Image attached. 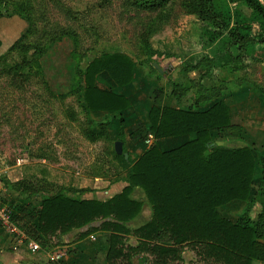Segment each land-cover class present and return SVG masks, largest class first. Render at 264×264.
Masks as SVG:
<instances>
[{"label":"trees","instance_id":"trees-1","mask_svg":"<svg viewBox=\"0 0 264 264\" xmlns=\"http://www.w3.org/2000/svg\"><path fill=\"white\" fill-rule=\"evenodd\" d=\"M170 1L134 0L133 4L139 10L158 12ZM233 5L238 7L231 12ZM182 7L187 15L212 29L213 42L220 40L214 57L206 55L193 65L186 64L185 72L206 67L203 79L218 67L241 72L248 61H261L250 51L256 46L264 51V4L260 0H183ZM12 13L29 23L28 35L35 34L37 22L31 2H17ZM14 23L12 32L18 34L23 24L18 19ZM64 37L76 44L72 58L77 63L74 85L59 98L64 101L77 98L86 120L82 134L90 143L110 138L109 117L120 118L122 134L127 121L125 114L133 102L116 89L133 84L137 65H149L158 74L153 64L161 66L158 57L166 56L147 43V58L140 64L124 53H107L84 66L85 55L77 50V35L63 31L45 44L39 39L4 47L0 39V75L17 81L31 78L34 68L35 75L39 74L48 46ZM15 53L19 60L10 63ZM101 80L109 86L104 88ZM191 82L187 87L174 82L170 86L176 99L196 91L195 103L187 109L163 106L157 103L160 91H155L148 127L140 122L133 126V142L144 143L153 134L156 143L152 147L134 159L131 155L128 159L124 154L118 155L115 149L111 152L121 178L107 180L112 183L123 180L128 184L120 194L105 201L86 200L83 195L88 189L43 185L26 179L3 180L9 193L0 203L8 207L12 221L43 249L54 248L55 254L63 251L61 238L74 231L86 229L77 239L97 232L107 233L104 264H185L187 251L192 253L193 264H264V153L257 154L254 145L236 148L219 145V136H228L235 129L230 107L225 100L218 99L201 111L199 106L208 99L209 91L201 82ZM254 90L264 106V88L255 85ZM95 114H103L104 120L97 121ZM68 117L73 121L78 119L74 112H68ZM180 137L193 138L176 148L161 147V141ZM118 140L124 144L121 136ZM258 166L262 176L257 178ZM136 189L144 191L153 216L145 225L131 228L130 223L144 209V202L134 197ZM233 202L245 205L235 220L220 212L223 206ZM257 205L261 210L254 215Z\"/></svg>","mask_w":264,"mask_h":264},{"label":"rangeland","instance_id":"rangeland-1","mask_svg":"<svg viewBox=\"0 0 264 264\" xmlns=\"http://www.w3.org/2000/svg\"><path fill=\"white\" fill-rule=\"evenodd\" d=\"M19 1H29L32 4L37 22L32 36L26 33L29 23L12 13L14 4ZM133 1L0 0V39L4 47H10L19 41L34 42L39 39L45 44L54 34L74 32L79 44L77 50L85 55L82 62L84 66L107 53H124L140 64L147 58L145 46L148 43L153 50L166 56L163 59L158 57L159 60H166L169 66H172V62L175 63L172 69L178 75L175 79H168L166 73L163 74L155 67L157 63L153 66L158 74L149 65H139L138 81L140 89L145 87V90L140 91L139 99L136 98V86L130 93L135 97L137 108L144 96L149 97L151 105L155 103L154 92L160 89L162 92H158L159 104L163 99H168L165 93L172 89L171 82L180 81L185 87L192 84L184 71L185 65H193L206 55L214 57L220 40L213 42L212 29L185 13L183 0H171L165 9L158 12L139 10ZM237 7L233 5L231 12ZM244 13L247 14L248 11ZM15 18L23 24L18 34L12 32ZM254 49L256 50L252 47L250 51L257 57L253 53ZM74 50L76 44L73 39L64 37L48 46L47 53L41 59L42 72L39 74L35 75L34 68L31 78H19L17 81L10 76L0 75V199L9 193L3 180L16 182L26 179L43 185L79 189L90 184V181H113L121 178L118 163L111 153L116 142H121L118 140L120 136L125 143L123 152L133 159L138 155L135 151L132 153L133 140L127 132L129 129H124L121 134L120 118L114 120L109 117V121H114L110 126V138L93 144L82 134L86 120L77 98L70 97L65 101L59 98L60 95L69 93L74 85L73 75L77 63L72 58ZM258 58L261 61H248L246 69L241 72L229 67H218L200 79L204 71H207L203 67L195 71L196 77L193 80L202 84L205 79L207 86H202L209 91L208 99L200 104L199 109H205L216 100L227 99L236 93V128L228 135L229 138L236 137V142L221 145H254L257 154H260L264 153V111H258L262 105L259 104L254 86L264 88V57ZM18 60V54L15 53L9 62ZM166 85L169 89H164ZM197 95L196 91H192L191 95L176 101L180 107L185 102L191 105L195 103ZM238 95L244 99L240 100ZM68 112H74L78 116L77 121L71 120ZM135 116L144 127L148 124L143 107ZM112 133L117 134V139ZM250 137L254 138V143L248 140ZM192 138L189 137L188 140ZM18 158L24 160L21 166L17 165ZM260 176L262 174L258 166L256 177ZM11 194L12 197H17L14 193ZM229 207L230 205L222 207L225 216L235 219L242 213L235 215ZM260 210L261 206L257 205L254 215ZM184 259L185 264L194 263L189 251L184 253ZM104 263L105 260L100 264Z\"/></svg>","mask_w":264,"mask_h":264},{"label":"crops","instance_id":"crops-1","mask_svg":"<svg viewBox=\"0 0 264 264\" xmlns=\"http://www.w3.org/2000/svg\"><path fill=\"white\" fill-rule=\"evenodd\" d=\"M14 23V22H13ZM256 48V50H253L254 54H257V57H264V51L261 47L256 46L254 47ZM156 49V48H155ZM157 50V49H156ZM166 60H164L163 62L161 61V66L160 68L163 70V74H167L166 76H168V79H175L176 75H178V73H176V70L172 69V67H175V63H171L172 66L167 65V63L165 62ZM136 68V78L133 82V84L126 88V89H116V91L120 94H124L127 95L128 97L131 98L133 105L132 108L126 112L125 117H126V126L125 129H129L127 132L129 134V137L131 138V133H132V129L133 126L138 123V120L136 118L135 115L138 114L139 111H141V108L143 107L145 110V113L147 115V123L148 122V112L151 108V103L149 100L148 96H144L140 99V103L141 105L135 106V100L130 91L135 89H137L138 95L136 96V98L139 99V95H140V91H144L145 87H143L142 89H140V84L138 81L139 78V69ZM203 69V68H202ZM180 71V70H179ZM191 71L189 73H187V78L189 80H195V72ZM205 71L202 74V76L200 77V79L205 75ZM104 80V79H103ZM101 80V82L104 84V88H107L109 86V83L106 81ZM193 80V81H194ZM205 79L202 81V84H205ZM105 82V83H104ZM176 83L180 84V81H177ZM164 89H169L167 88V85L165 86ZM155 91H161L160 89H156ZM247 91V90H245ZM162 92V91H161ZM192 92L189 94L191 95ZM245 94H247V92H245ZM165 95L168 96V99H163L159 104L163 105V106H168V107H174V108H181V109H186V107L189 106V102H185L183 107H180V105L178 104V102L176 101V98L173 96L172 94V89L169 90V92L165 93ZM256 95V94H255ZM258 97V95H257ZM238 98L240 100H243L244 98L241 97L240 95H238ZM226 101V103L229 105L230 110H231V121H232V126L236 128V93H234L232 95V97H227V99H223ZM259 100V104L262 105V103L260 102V99L258 97ZM168 101V102H167ZM212 104L208 105L205 109H200L201 111L207 110ZM259 112L260 111H264V106H259ZM104 115L103 114H95L94 115V119H96L97 121H102L104 120ZM115 120V119H114ZM114 123V121H112V124ZM149 125V124H147ZM146 125V126H147ZM148 127V126H147ZM111 133V130H110ZM112 136L116 137L117 139V134L116 133H112ZM220 138L217 139V143L219 145H221L222 143H232V141L236 142V137L233 138H229L228 136H225L224 134H221V136H219ZM189 137H180V138H173V139H169V140H163L161 141V147L165 150L168 149H172V148H176L180 145H182L183 143L188 141ZM248 140L252 143L255 142L254 138H248ZM141 145H139V144ZM125 144V143H124ZM132 144V153L133 151H135V154L137 156L141 155L145 149H148V147L146 146L145 142H141V141H137V142H131ZM225 146V145H224ZM228 146V145H227ZM246 146V145H244ZM233 148H236V146H233ZM128 184L125 181H119L116 183H112L109 180L105 179V180H95V181H90V184L88 183V185H86L85 187H80L79 189H88L90 190L89 192H87L85 195H83V198L86 200H93V199H98L101 201H105L108 200L112 197H114L117 194H120L123 189L125 187H127ZM1 189V188H0ZM2 190H5V188H2ZM134 197L143 201L144 202V209L142 211V213L134 220L130 223V227L132 228H138L141 227L143 225H145L146 223H148L153 216L152 213V209L150 207V205L147 202V198L146 195L144 193L143 190L141 189H136L134 192ZM229 210L233 212V214L236 215L241 213L245 207L244 204L239 203V202H233L231 204H229ZM220 212L222 213V208L220 209ZM222 215H224L222 213ZM225 216V215H224ZM228 217V216H226ZM228 218L233 219L232 216H229ZM94 225H98V224H94ZM86 229L84 230H80V231H74L66 236H63L61 238V246L60 248H63V251L67 252L66 257L63 259L62 264H100L103 260L106 259V254H107V250H108V239H109V235L107 233H102V232H97L94 234H90L89 236H85L82 238L77 239V235L80 232H84ZM102 234V235H101ZM101 242V243H99ZM132 242L135 243L134 240H132ZM91 244H95L96 246L92 247ZM98 244V245H97ZM54 248H52L51 246H48L46 249L42 248V251L38 254H32L29 250V248L24 244H19L17 242V239L15 236L10 235L9 233H7L4 228L0 225V264H48L51 261V257L52 255H55L54 253ZM57 254V253H56ZM254 264H263L260 262H254Z\"/></svg>","mask_w":264,"mask_h":264},{"label":"built area","instance_id":"built-area-1","mask_svg":"<svg viewBox=\"0 0 264 264\" xmlns=\"http://www.w3.org/2000/svg\"><path fill=\"white\" fill-rule=\"evenodd\" d=\"M156 143L155 136L153 134H149L145 144L148 148L152 147ZM17 165L21 166L24 160L22 158H18ZM0 225L4 228V230L12 236H15L17 242L19 244H25L32 254H38L42 251V247L39 242L31 239L28 235H26L13 221L11 217V213L6 205H2L0 203ZM67 252L61 251L55 255H52L51 261L60 263L66 257Z\"/></svg>","mask_w":264,"mask_h":264},{"label":"water","instance_id":"water-1","mask_svg":"<svg viewBox=\"0 0 264 264\" xmlns=\"http://www.w3.org/2000/svg\"><path fill=\"white\" fill-rule=\"evenodd\" d=\"M264 4V0H260ZM155 67L163 73V70L160 68L158 64H155ZM115 151L118 155L124 154L126 159H128V154L123 152V143L122 142H116L115 144Z\"/></svg>","mask_w":264,"mask_h":264}]
</instances>
